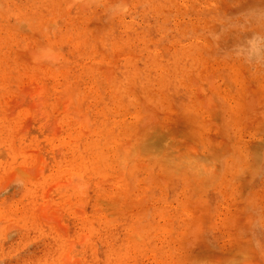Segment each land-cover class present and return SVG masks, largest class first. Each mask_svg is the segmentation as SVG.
Masks as SVG:
<instances>
[{
	"label": "rangeland",
	"instance_id": "1",
	"mask_svg": "<svg viewBox=\"0 0 264 264\" xmlns=\"http://www.w3.org/2000/svg\"><path fill=\"white\" fill-rule=\"evenodd\" d=\"M0 264H264V0H0Z\"/></svg>",
	"mask_w": 264,
	"mask_h": 264
}]
</instances>
